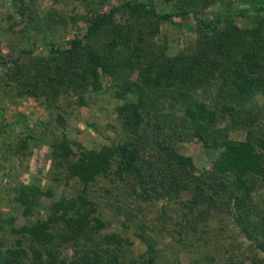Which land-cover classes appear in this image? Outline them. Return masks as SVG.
<instances>
[{
    "label": "trees",
    "instance_id": "1",
    "mask_svg": "<svg viewBox=\"0 0 264 264\" xmlns=\"http://www.w3.org/2000/svg\"><path fill=\"white\" fill-rule=\"evenodd\" d=\"M112 1H94L97 10L89 9V16L83 17L87 27L81 39L67 41V48L51 44V54L34 55L9 72L15 90L10 100L33 99L54 116V123H42L39 130L47 138L43 142L50 150L49 164L59 174L64 171V187L70 178L77 180L78 186L59 197L52 187L45 185L42 191L38 182L19 190V198L8 202L10 205L17 201L21 207H29L30 194L44 195L51 204L44 221L29 219L28 227L13 229L14 233H27L28 247L22 250L16 242L4 254L6 263L161 264L156 243L146 238L142 228L147 215L140 203L154 206L153 212H157L158 204L166 202L175 203L186 213V233L202 236L205 228L211 227L210 220L230 216L250 245L246 253L240 252L237 263L224 257L221 264H264V129L260 123L264 114V5L252 10L254 25L240 29L233 17L250 15L244 9L222 8L208 22L190 10L193 2L210 6L221 0H166L172 11L163 15L151 1L127 0L121 5L115 1L107 12H101V6ZM123 9L132 18H150L153 24L161 17L172 21L191 15L195 25L190 29L199 38V53L187 51L180 57L164 46L163 53L155 51L158 55L139 68L137 80L128 81L122 50L129 49L134 34L140 40L143 31L133 33L123 25L127 19L114 24L113 16ZM18 14L25 18L22 11ZM58 18L63 22L64 17L58 14ZM102 75L113 82L103 93L109 95L105 99L108 103L110 98L114 101L110 112L118 121L107 127L117 142L103 144L99 130L90 137L67 138V109L74 104L87 106L86 95L101 93ZM203 87H209V102L197 93ZM70 94L75 99L67 101ZM259 100L261 104H257ZM166 104L170 112L178 110L184 116L175 120L172 114L164 113ZM4 106H0V114ZM220 122L226 125L217 126ZM233 131H246V135L233 140L229 136ZM2 133L0 125V136ZM191 139L215 152L224 149L218 152L210 173L196 174L192 160L177 153L176 145ZM26 147L27 139H23L14 153ZM11 154L9 149L7 156ZM60 179L57 174L53 180L60 184ZM99 179L106 183L102 190L106 202L88 198L89 184ZM182 191L191 198L182 199ZM217 224L209 229L223 249L225 240L222 243L219 239L227 230L223 219ZM129 237L145 246L136 258L128 257L122 248ZM62 248L72 249V255L60 259ZM224 250L229 252V247ZM27 251L32 254L29 260L23 259Z\"/></svg>",
    "mask_w": 264,
    "mask_h": 264
},
{
    "label": "rangeland",
    "instance_id": "2",
    "mask_svg": "<svg viewBox=\"0 0 264 264\" xmlns=\"http://www.w3.org/2000/svg\"><path fill=\"white\" fill-rule=\"evenodd\" d=\"M91 1L93 2L89 3L88 0H0V106L5 105L3 107L4 113L0 114V125L3 128V133L0 136V264H7L4 254L8 248H13L16 242L20 243L19 248L22 250H26L28 247L29 236L27 233H14L13 229L28 227L30 225L29 219L32 222L38 219L44 221L47 218L46 210L51 204L50 199L44 195L35 196L30 194L29 207H21L17 201L10 205L8 202L19 198V190L23 186L30 188L29 186L38 182L42 187V191L46 186L52 187L54 195L59 197L60 194L63 195V191L76 189L78 186L77 180L70 178V184L64 187L62 183L65 182L64 171L59 174V170H55L49 164L51 154L47 143L43 142L47 138L43 132H40V126L45 122L54 123V116L45 112L39 102L33 99L17 98L14 101L10 100L14 96L15 90L14 85L9 81V72H11V69L16 68L17 64L29 62L34 55L42 52L51 54V44L58 48H67V41L74 38L81 39L82 33L85 32L87 27L83 17L89 16L87 15L89 9L97 10V3L94 2L95 0ZM115 1L116 4L121 5L122 2L127 0H114L111 4L103 5L100 9L101 12H107ZM138 1L146 3L151 1V6L161 15L172 11L166 0ZM260 5H264V0H221V3L210 6H197L193 2L190 10L195 11V16L201 21L208 22L215 19L218 11L222 8L230 10L244 9L250 15H243L244 17L236 15L233 17V23L237 28L245 29L254 25L252 19L254 11L252 10ZM20 11L25 15L23 20L18 14ZM58 14L64 17L63 22L59 20ZM54 19L55 21H53ZM126 19L127 21L123 24L121 20L125 21ZM112 21L116 25L123 24L133 29V33H137V30L143 31L140 40L137 34H134L133 39L128 44L129 49L122 50L123 60L128 64L126 74L128 81L137 80L141 74L139 68L143 69L147 62L158 55L155 51L159 53L162 50L163 53L164 46H168L173 55H181L180 57L187 51L199 53L200 44H197L199 38L190 29V26L195 25V20L191 15L182 18V20L173 18L172 21L161 17L158 24L157 22L153 24L149 22L151 21L150 18L148 20L145 18L138 19V17L134 19L126 9H123V11L121 10L120 13L113 16ZM30 50L32 52H29ZM134 62H139L140 65H136ZM100 80L99 88L102 89V92L92 96L91 94L86 95L87 106L78 107L74 104V106L67 109V112H69L65 116L68 129L66 132L67 138L78 140L83 136L90 137V134L94 135L95 130H99L104 138L103 144L109 145L117 142V136L107 127V125L115 124L118 121L117 116L110 112L114 101L110 98V103H108L109 101L105 99L109 95L103 93V90L111 89L113 82L111 78L104 75L101 76ZM208 90L209 87H203L197 91L201 97L205 96L202 99L207 102L210 101L208 100ZM73 99H75L74 96L70 94L66 100ZM96 99L98 101H95ZM133 100H135V97H133ZM261 102L262 100H259L257 104H261ZM146 103H148V100ZM154 103H158L157 97H155ZM177 106L181 107L180 104H177ZM164 107V113L172 114L175 120H179L184 116L178 110L176 112L171 110L170 112L167 104ZM261 117L260 123L264 129L263 113ZM225 125V122L217 124L221 128ZM255 127L257 126L255 125ZM58 130H61V128L58 127L57 129L59 135ZM245 135L246 131H233L229 136L231 139L237 140L243 139ZM33 137L37 140H33ZM23 139H27L28 147L21 150L20 153H14ZM9 149L13 151V154L7 156ZM223 150L220 148L219 151ZM176 151L192 160L196 174L210 173L213 161L219 152L205 148L201 142L195 139L178 143ZM2 155L7 157L4 158ZM57 174L61 177L60 184H55L56 180H53ZM105 184L102 179L91 185L89 184L87 188L88 198L94 202H106L102 192ZM180 196L184 200L191 198V195L185 191H182ZM165 203L158 204L157 212H153L154 206L151 205L150 207V205L146 206L144 203H140L147 215V224H144L142 228L146 238H149V240L152 238L153 242L156 243V247L161 254V259H159L161 264H221L220 261L224 257L232 258L237 263L236 260H238L240 252L246 253L249 250L250 242L238 232L229 215H227V218L218 219L219 222L223 219L227 230L226 235L219 239L222 243L225 240L222 244L224 248L221 249L218 240L216 241L212 237L215 232L209 229L218 225V220L216 222L210 220L208 225L211 227L207 228L205 226L202 236L199 233L192 234L190 231L186 233V228H184L186 213L178 209L175 203H171V205ZM30 213L31 215L28 217ZM161 215L163 219L160 218ZM139 216L141 217V215ZM24 234L27 237H23ZM205 235H208L207 238H203ZM129 238V242L126 246L123 245L122 248L128 257L136 258L144 251L145 246L138 239ZM178 242L181 244H178ZM227 246L229 252L224 250ZM72 253V249L65 250L62 248L60 259L63 256L70 257ZM31 258L32 254L28 251L23 256L25 260ZM210 259L215 261L210 262ZM244 264L250 263L247 261Z\"/></svg>",
    "mask_w": 264,
    "mask_h": 264
}]
</instances>
